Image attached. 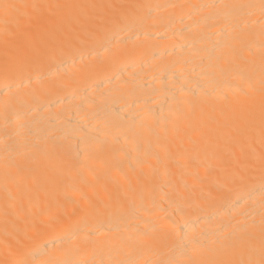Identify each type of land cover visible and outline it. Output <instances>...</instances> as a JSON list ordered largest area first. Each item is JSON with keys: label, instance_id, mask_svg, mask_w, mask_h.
Masks as SVG:
<instances>
[{"label": "bare ground", "instance_id": "1", "mask_svg": "<svg viewBox=\"0 0 264 264\" xmlns=\"http://www.w3.org/2000/svg\"><path fill=\"white\" fill-rule=\"evenodd\" d=\"M0 264H264V0H0Z\"/></svg>", "mask_w": 264, "mask_h": 264}]
</instances>
